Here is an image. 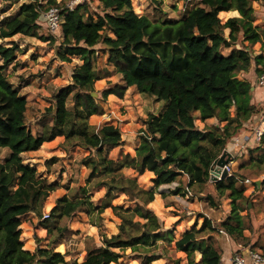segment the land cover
I'll return each mask as SVG.
<instances>
[{
    "label": "trees",
    "instance_id": "trees-1",
    "mask_svg": "<svg viewBox=\"0 0 264 264\" xmlns=\"http://www.w3.org/2000/svg\"><path fill=\"white\" fill-rule=\"evenodd\" d=\"M150 1L159 8L160 1ZM260 1L200 0L182 19L161 23H153L137 12L134 0H100L95 15L87 3L71 12L64 10L58 57L70 62L71 57L79 56L83 65L74 70L71 84L53 95L45 115L52 123L45 125L40 135H34L26 124L27 99L4 73L19 48L16 43L10 47L0 45V150L8 151L0 161V264H69L50 246L38 247L34 252L24 249L21 218L29 214L42 218L47 199L59 188L26 163L24 156L62 135L69 100L81 102L88 117L102 114L92 93L96 82L108 78L111 72L98 70L97 50L108 53L109 64L125 82L124 87L104 90L105 98L121 97L126 89L135 87L140 94L165 101L166 107L145 121L135 156L125 155L118 160L105 156L106 150L123 145L120 128L111 124L95 133L66 138L67 147L77 145L90 152L82 160L90 174L85 186L70 190V195L57 201L50 217L66 220L85 213L101 221L99 215L111 209L121 220L117 234L108 237L101 232L102 245L88 247L85 259L72 264H118L128 256L141 264H151L166 256L169 251L163 242L170 240L171 231L164 230L159 219H147L144 204L154 201L159 187L183 178L187 182L174 194L184 188L186 192L204 194L211 207H217L216 200L223 197L231 201V214L226 219L214 222L200 215L201 227L197 229L194 223L175 242L178 252L192 258L187 264H223L226 247L219 244V237L249 246L243 234L248 227L240 214L248 209L250 198L245 194L244 182L264 175V137L246 150L249 158L243 161L245 174L240 176V185L236 174L212 181L211 168L229 150V144L244 134L245 123L264 113L263 105L252 102L253 83L239 76L252 68L257 77L264 74V26L254 24L257 15L253 9V4ZM66 2L50 0L47 6L60 7ZM47 6L36 1L22 4L0 25V40L17 35L38 37V21ZM234 11L239 16L223 23L220 14ZM257 44L260 53L255 52ZM239 45L241 48H237ZM227 49L231 51L225 55ZM196 114L201 122L216 119L218 123L201 129ZM222 123L225 125L221 127ZM124 169L140 175L153 173L156 190L143 189L137 179L123 173ZM95 187L105 192L99 205L92 201ZM119 194H125L134 206L114 205ZM64 228L57 229L53 243L64 235ZM259 248L264 253V246ZM196 253L201 256L199 261Z\"/></svg>",
    "mask_w": 264,
    "mask_h": 264
},
{
    "label": "rangeland",
    "instance_id": "rangeland-1",
    "mask_svg": "<svg viewBox=\"0 0 264 264\" xmlns=\"http://www.w3.org/2000/svg\"><path fill=\"white\" fill-rule=\"evenodd\" d=\"M35 1L47 6L50 0H0V25L7 18L14 16L22 4ZM61 1L66 0H57V3H61ZM158 1H160L158 9L150 0H134V7L137 12L147 16L153 23H161L166 20L177 21L182 19L200 0ZM66 3L65 5L61 4L62 6L59 8L65 7ZM87 5L91 13L95 15L96 12H99L100 0H93ZM51 7L47 6V10ZM253 9L257 15L254 24L264 26V0L255 2ZM47 10L41 11V17L38 21V37L17 35L10 39L0 40L1 46L10 47L13 43H16L19 48L15 53V60L4 70V73L12 85L27 99L26 124L34 135H40L44 126L52 123L50 119L45 117L47 108L51 107L50 100L58 90L71 84L74 70L83 65L79 56L71 57L70 62H62L59 59L57 53L61 50V29L53 32L47 27L42 17ZM232 15L231 13L220 14L219 17L224 23ZM244 44L247 45L248 43L244 41ZM237 48H241V46L239 45ZM254 49L257 53L261 52L259 44ZM230 51L227 49L223 53L228 55ZM262 52L264 53V49ZM97 54L98 70L108 69L111 72L108 78L98 80L95 84L94 93L97 94L95 98L98 99L102 108V114L88 117L82 109L81 102L73 103L69 100V110L64 120L62 135L53 141L44 143L40 150L24 156L25 162L35 166L43 178L59 185V188L52 192L47 199L42 218L33 214L21 218V240L24 243V249L34 252L38 247L46 248L50 246L57 252L62 253L69 264L76 261L82 262L85 259L88 247H100L102 245L101 232L108 237L117 234L121 220L114 215L111 209H107L99 215L102 217L101 221L98 220V216L91 218L85 213H78L71 219L66 220L45 218V215H50L51 209L60 198L70 195V190L74 188L85 186L90 174V170L82 164V160L90 152L77 145L67 147L65 144L66 138L95 133L105 125L111 124L120 128L123 145L106 150L105 156L113 160L121 159L125 155L135 156L136 149L141 143L140 131L145 128V121L149 115H159L166 107L165 101H159L154 96L140 94L135 87L126 89L121 97L109 95L105 98L102 94L104 90L113 88L116 85L124 87L125 82L122 76L109 64L108 53L97 50ZM1 65H3V60L0 57ZM231 114L234 116V109L231 110ZM196 117V124L201 129L218 123L216 119H213L208 121L207 124L201 122L198 114H196ZM223 125L225 123L220 126ZM251 130L248 128L247 133L249 134ZM232 143L229 144V150H227L232 162L230 174H236L238 185H240V176L245 174L242 164L243 161H246L245 159L249 158L246 151L248 147L235 150L238 146L236 147L234 144L237 145V143L236 141H232ZM7 156V150H0V161ZM123 173L128 177L137 179L143 189H155L153 182L155 176L153 173L146 172L140 175L131 169H124ZM263 181L264 175H261L258 179L248 178L244 182L245 194L250 198L248 209L244 208L240 212L248 227L243 233L249 239V246L243 247L253 250L260 249L261 245L264 246ZM186 182L187 180L183 178L170 185L155 189L157 194L154 201L144 204L148 208L146 218L159 219L163 229L171 231L170 240L163 242L169 253L151 264H175L177 261H179L177 264H187L188 260L192 258H188L175 249V242L182 234L191 229L196 222L197 229L201 227L203 218L200 215H205L214 222H220L231 214V201L227 197L216 200L217 207H211L204 194L196 195L193 191L186 192L185 188L181 189L178 194H174L177 187H183ZM104 193L103 188L95 187L92 189V201L99 205ZM163 194H165L164 197ZM113 204L121 205L124 208L134 206L125 194H119ZM140 220L144 222V219ZM63 226H65L64 235L53 243L57 237V229ZM220 238L219 244L226 247L227 250L229 239ZM237 251H234L233 254ZM129 252H127V255ZM195 257L196 261L201 258L199 253ZM118 264L141 263L133 256H128Z\"/></svg>",
    "mask_w": 264,
    "mask_h": 264
},
{
    "label": "built area",
    "instance_id": "built-area-1",
    "mask_svg": "<svg viewBox=\"0 0 264 264\" xmlns=\"http://www.w3.org/2000/svg\"><path fill=\"white\" fill-rule=\"evenodd\" d=\"M91 1L93 0H69L64 8L51 7L44 13L42 17L44 18L47 27L51 31L57 32L61 29L64 10H66L67 12H71L76 7L84 5L86 3H90ZM257 85L264 89V74L258 77ZM250 129L252 130L251 132L249 131V134L245 132L240 138L236 139V146L242 149H246L251 144L258 145L260 143V141L264 137V113L258 117V121L253 124ZM231 164L232 162L224 167V169H226L228 172V176L231 175ZM221 179V176L217 177V180ZM247 182L249 183L248 180ZM49 217L50 215H45V218ZM223 264H226L224 260ZM229 264H264V253L258 250H253L251 248H245L242 251H237L232 254L229 260Z\"/></svg>",
    "mask_w": 264,
    "mask_h": 264
},
{
    "label": "crops",
    "instance_id": "crops-1",
    "mask_svg": "<svg viewBox=\"0 0 264 264\" xmlns=\"http://www.w3.org/2000/svg\"><path fill=\"white\" fill-rule=\"evenodd\" d=\"M229 13H231V14L236 13V15H232V17L239 16L238 12H235V11L234 12H226V13H223V14H229ZM239 76L241 78L248 79V80H250L253 83L254 86H253V89H252L253 90L252 102L253 103H258V104L264 106V89L257 85L258 77L255 75L254 68L250 69L248 72H244V73L240 74ZM261 114H263V113H261ZM259 116H256V117L250 119L249 121H247L245 123L244 126H245L246 130L244 131V133L247 132L248 128H251L253 126V124H255L257 122ZM210 120H213V119H209L205 123H207ZM227 239H229V243H228V247H227L228 253H227V250H226V252L224 253V261H225L226 264H229V260H230V257L232 256L233 252L236 251V250H238V251L241 250L242 251V250L245 249V247L241 246L240 244H238L236 241H234L230 237H227ZM180 253H182V252H180ZM196 254H198V253H196ZM195 259H196V257H195Z\"/></svg>",
    "mask_w": 264,
    "mask_h": 264
},
{
    "label": "water",
    "instance_id": "water-1",
    "mask_svg": "<svg viewBox=\"0 0 264 264\" xmlns=\"http://www.w3.org/2000/svg\"><path fill=\"white\" fill-rule=\"evenodd\" d=\"M253 89V88H252ZM96 93H92L93 97H96ZM231 162L230 154L225 151L213 164L211 168V180L217 181V177L221 176L225 179L228 176V172L224 167Z\"/></svg>",
    "mask_w": 264,
    "mask_h": 264
},
{
    "label": "clouds",
    "instance_id": "clouds-1",
    "mask_svg": "<svg viewBox=\"0 0 264 264\" xmlns=\"http://www.w3.org/2000/svg\"><path fill=\"white\" fill-rule=\"evenodd\" d=\"M233 15H236V13H233Z\"/></svg>",
    "mask_w": 264,
    "mask_h": 264
}]
</instances>
